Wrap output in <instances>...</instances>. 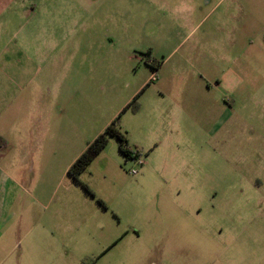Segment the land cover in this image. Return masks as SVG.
I'll use <instances>...</instances> for the list:
<instances>
[{
	"label": "rangeland",
	"instance_id": "374dc122",
	"mask_svg": "<svg viewBox=\"0 0 264 264\" xmlns=\"http://www.w3.org/2000/svg\"><path fill=\"white\" fill-rule=\"evenodd\" d=\"M63 3L36 12L59 105L46 136L32 125L0 264H264V0ZM245 63L249 91L210 103L215 75ZM142 84L118 124L144 164L110 138L80 176L93 197L68 170Z\"/></svg>",
	"mask_w": 264,
	"mask_h": 264
},
{
	"label": "crops",
	"instance_id": "0c3cea01",
	"mask_svg": "<svg viewBox=\"0 0 264 264\" xmlns=\"http://www.w3.org/2000/svg\"><path fill=\"white\" fill-rule=\"evenodd\" d=\"M57 1L0 0V239L5 234L10 235L14 232L9 222L14 216L13 202L16 188L19 187L15 172L26 165V161L35 150L30 146L32 125L39 139L46 136L48 124L51 120L55 121L53 114L59 105L55 97L51 100V109L47 107L48 101L43 92V85L46 82L44 69L34 63L37 61L39 64H45L53 55L48 51L52 48L47 45L45 47L43 43L47 33L44 37L33 30L41 27L38 21L43 22L36 12L57 11L56 6L60 4L64 6L63 0ZM27 2L30 4L29 7L26 6ZM32 2H34L33 6H31ZM56 20L57 15L53 17V22ZM21 30L22 34H20ZM55 50L56 48L53 52ZM220 60H224L223 55ZM246 64L248 63H245L244 67L237 64L235 69H221L215 75V87L220 90V96L212 97L210 103H223L228 98L235 102L241 100L245 92L249 91L245 78L250 74L249 72H253ZM200 74L206 78L204 73ZM144 84L136 87L127 102H131L137 95L139 99L141 98L146 88ZM211 86L210 81H205L204 88L211 91ZM178 87H181L184 93L185 85ZM182 96L183 94L180 95ZM164 99L160 95L154 100L151 109L155 112L154 116L162 109ZM184 102L183 97L174 104L182 113L185 112L182 105ZM143 105L142 102V107Z\"/></svg>",
	"mask_w": 264,
	"mask_h": 264
},
{
	"label": "trees",
	"instance_id": "16d2710c",
	"mask_svg": "<svg viewBox=\"0 0 264 264\" xmlns=\"http://www.w3.org/2000/svg\"><path fill=\"white\" fill-rule=\"evenodd\" d=\"M149 85V84H148ZM139 95H137L120 113V115L115 118L110 125L97 136V138L88 145L87 149L80 155V157L71 165L68 170L70 177L77 183L83 185L86 191L95 197V194L90 190V188L81 181L80 176L82 172L90 165V163L101 153L108 145L109 139L114 137L117 139L118 148L124 157L128 159L142 157L141 152L137 148H132L129 144V139L126 132L122 131L118 122L121 114L129 110L130 108L134 111L138 110L139 107ZM100 204L104 207L106 205L102 200H99Z\"/></svg>",
	"mask_w": 264,
	"mask_h": 264
},
{
	"label": "built area",
	"instance_id": "2783aa9c",
	"mask_svg": "<svg viewBox=\"0 0 264 264\" xmlns=\"http://www.w3.org/2000/svg\"><path fill=\"white\" fill-rule=\"evenodd\" d=\"M131 160H135L139 165H143L144 164V161H143V158L142 157H138V158H132ZM138 172V170H133L132 173L133 174H136Z\"/></svg>",
	"mask_w": 264,
	"mask_h": 264
}]
</instances>
